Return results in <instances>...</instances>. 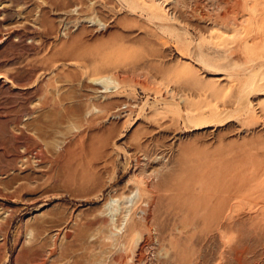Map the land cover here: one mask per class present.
Segmentation results:
<instances>
[{
  "label": "rangeland",
  "instance_id": "rangeland-1",
  "mask_svg": "<svg viewBox=\"0 0 264 264\" xmlns=\"http://www.w3.org/2000/svg\"><path fill=\"white\" fill-rule=\"evenodd\" d=\"M139 257L264 264V0H0V264Z\"/></svg>",
  "mask_w": 264,
  "mask_h": 264
},
{
  "label": "bare ground",
  "instance_id": "bare-ground-1",
  "mask_svg": "<svg viewBox=\"0 0 264 264\" xmlns=\"http://www.w3.org/2000/svg\"><path fill=\"white\" fill-rule=\"evenodd\" d=\"M92 21V20H91ZM90 79H92L93 81H99L100 79H110V77H109V75H100V76H96V77H91ZM110 81V80H109ZM145 172V171H144ZM148 176V175H147ZM146 176V177H147ZM132 190V189H131ZM144 192V191H143ZM143 192H142V194H143ZM146 195V194H145ZM144 195V196H145ZM110 196V195H109ZM123 196H125V195H122V197ZM121 197V196H120ZM127 197V196H126ZM128 198V197H127ZM107 199V198H106ZM121 200H126V198L125 199H121ZM106 201V203H105V206H107L108 207V210H107V216H109V219L108 220H110L109 222H111V224H112V226L111 227H114L116 230L118 229V225H117V223H118V220H120L119 221V223L120 222H122V221H126V219H129L130 217H131V208H132V203H128V204H124V212H118V208H119V206H120V202H122V201H120L119 202V198L118 197H115V196H113V195H111V197H109V199H107V200H105ZM104 201V202H105ZM142 201V203L144 204V207H146V208H144V207H142V209L140 208V210H138V211H140L141 213L140 214H142V220H153V218H154V214H155V195L154 194H152V192H151V195L148 197V198H146V199H144V200H141ZM128 202V201H127ZM135 203V202H134ZM122 205H123V202H122ZM143 206V205H142ZM106 207V208H107ZM121 207V206H120ZM105 208V209H106ZM136 213V212H135ZM155 219V218H154ZM133 231H134V238L136 239V236H137V233H138V231H137V229L135 228V229H133ZM125 231H123V233H124ZM114 233V232H113ZM122 233V234H123ZM127 234H128V232H126ZM110 235V234H109ZM112 235V234H111ZM131 236H133V235H131ZM115 237V236H114ZM115 239H117V237L115 238ZM119 240V239H118ZM136 241V240H135ZM138 241H139V239H138ZM138 241H137V243H138ZM120 242V241H119ZM156 243H158V237L155 235L154 236V239H153V241H151V243H150V247H152L153 248V250L155 251V244ZM149 246H148V248H149ZM144 259V258H143ZM146 259V258H145ZM138 260H140V262L138 263V264H142V258H138ZM144 264V263H143Z\"/></svg>",
  "mask_w": 264,
  "mask_h": 264
}]
</instances>
